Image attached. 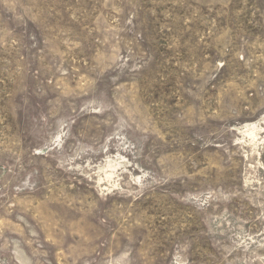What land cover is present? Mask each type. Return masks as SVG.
<instances>
[{"label":"rangeland","instance_id":"374dc122","mask_svg":"<svg viewBox=\"0 0 264 264\" xmlns=\"http://www.w3.org/2000/svg\"><path fill=\"white\" fill-rule=\"evenodd\" d=\"M0 264H264V0H0Z\"/></svg>","mask_w":264,"mask_h":264}]
</instances>
